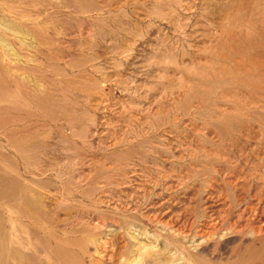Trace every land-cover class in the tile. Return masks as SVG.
<instances>
[{"label": "rangeland", "instance_id": "1", "mask_svg": "<svg viewBox=\"0 0 264 264\" xmlns=\"http://www.w3.org/2000/svg\"><path fill=\"white\" fill-rule=\"evenodd\" d=\"M0 264H264V0H0Z\"/></svg>", "mask_w": 264, "mask_h": 264}]
</instances>
